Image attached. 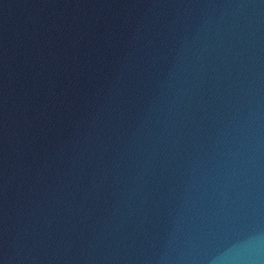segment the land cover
I'll return each instance as SVG.
<instances>
[{
    "label": "water",
    "instance_id": "water-1",
    "mask_svg": "<svg viewBox=\"0 0 264 264\" xmlns=\"http://www.w3.org/2000/svg\"><path fill=\"white\" fill-rule=\"evenodd\" d=\"M0 264H264V0H0Z\"/></svg>",
    "mask_w": 264,
    "mask_h": 264
}]
</instances>
